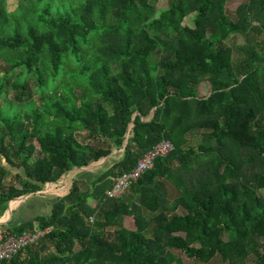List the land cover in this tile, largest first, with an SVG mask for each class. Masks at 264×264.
<instances>
[{"label":"trees","instance_id":"16d2710c","mask_svg":"<svg viewBox=\"0 0 264 264\" xmlns=\"http://www.w3.org/2000/svg\"><path fill=\"white\" fill-rule=\"evenodd\" d=\"M41 1L19 0L12 14L0 0V93L15 70L24 73L20 89L27 75L37 85L44 70L53 78L65 57L79 60L91 36L96 60L84 67L87 98L65 90L39 111L0 110V157L24 174L19 189L4 186L0 167V207L113 159L90 189L71 182L49 215L7 232L48 229L36 246L51 251L27 246V257L0 264H182L171 249L200 264H244L250 255L264 264V0H243L235 20L227 0H168L165 9L158 0H82L64 12ZM190 14L192 27L183 25ZM251 33L263 36L260 51L234 59L226 39ZM202 82L206 97L198 96ZM72 129L88 142L79 144ZM197 135L193 146L188 137ZM162 139L173 150L124 194L106 198L111 180ZM166 186L175 198H166ZM123 216L133 230L122 227Z\"/></svg>","mask_w":264,"mask_h":264},{"label":"rangeland","instance_id":"374dc122","mask_svg":"<svg viewBox=\"0 0 264 264\" xmlns=\"http://www.w3.org/2000/svg\"><path fill=\"white\" fill-rule=\"evenodd\" d=\"M19 0H5L4 9L8 13L17 14V6ZM243 0H227L225 5V13L227 16L235 20V11L238 5ZM83 3L82 0H42L41 3H48L52 11L64 12L67 11L70 7L76 8L79 3ZM40 3V4H41ZM168 6V0H158L155 3L157 9H165ZM34 7V6H33ZM29 8V7H28ZM193 14L188 15L183 20V25L192 27ZM251 37L244 38L240 35H233L232 38H227L225 44L232 46V55L236 59L241 57L244 54L245 50L255 48L254 45L258 44L262 39V35H256L254 33L250 34ZM97 46V39L95 36H91L86 43L81 46L80 57L78 61H74L65 57L62 67L58 70V73L52 78L51 75L46 71L43 72L42 82L40 85H37L34 75L30 74L26 76V82L24 89H20L19 85L23 82L24 73L22 70H15L12 73L8 74L4 80L7 83L2 87V92L0 93V110L6 111L8 114L12 112L23 113L31 110H42L49 106V101L53 97H57L63 93L65 90H69L73 97L78 100L80 97L87 98V88L85 83L86 70L85 66L89 67L95 62V57L93 56L94 49ZM255 50L260 51L258 48ZM6 69V65L0 62V70ZM43 70V68H42ZM1 76V74H0ZM15 86L16 88H14ZM210 86L207 82H202L197 86V92L199 97H205L210 92ZM45 126H50L51 123L44 119ZM71 134L75 140L84 145L88 140L84 137V132L72 129ZM191 145L195 146L200 137H188ZM34 144V143H33ZM37 148L35 147L34 153L28 159L29 162H32L35 158ZM105 158L101 159L98 164L102 163L106 165ZM109 164V163H108ZM107 164V165H108ZM95 165V164H92ZM91 165L85 167L87 171ZM0 167L6 171L3 184L4 186L12 185L14 188L19 189L22 186L24 181V174L22 169L19 167L9 166L2 157H0ZM73 171H78L77 169H72ZM68 171L66 174L62 175L57 182H60L64 188L62 191H65V188L68 189L70 186L71 171ZM71 172V173H70ZM56 183V182H55ZM59 183V184H60ZM84 181L76 182L74 185L80 192L90 189V186L86 185ZM59 186V185H58ZM63 194V193H62ZM65 194V193H64ZM259 194L264 197V192L260 191ZM177 195L176 190L170 186H166V198L171 200ZM92 201H90V204ZM90 222V221H89ZM121 225L127 230H133L134 225L133 221L128 216H123L121 218ZM106 231H111V228L105 229ZM76 248V246H75ZM171 252L176 256L182 264H200L195 261H192L185 257V255L177 249H171ZM255 257L250 255L244 264H255ZM174 264V263H171ZM207 264H229L227 262H221L219 259H214Z\"/></svg>","mask_w":264,"mask_h":264},{"label":"crops","instance_id":"0c3cea01","mask_svg":"<svg viewBox=\"0 0 264 264\" xmlns=\"http://www.w3.org/2000/svg\"><path fill=\"white\" fill-rule=\"evenodd\" d=\"M118 157L119 155H117V158ZM109 158L113 159L112 156ZM109 158H105V161L107 160L106 164L109 162ZM103 165L102 163L91 165L89 167L91 169L88 171L84 169L85 167L77 169L78 171L76 172L72 170V173L70 172L72 175L69 183L84 181L87 183L86 185L89 186ZM60 182L50 183L49 185L46 184L33 193H27L12 198L6 202L4 207H0V237L21 224L33 222L36 217L49 215L53 204L58 198L63 196L66 191V188L64 192L62 191L64 188ZM91 201L92 203L90 204L89 202V205L94 207L96 202L94 200ZM29 250H37L40 255H43L51 251L52 248L50 245L44 246L42 249L38 248V246H32ZM27 255L28 250L24 249L17 257L22 260L27 257Z\"/></svg>","mask_w":264,"mask_h":264},{"label":"built area","instance_id":"2783aa9c","mask_svg":"<svg viewBox=\"0 0 264 264\" xmlns=\"http://www.w3.org/2000/svg\"><path fill=\"white\" fill-rule=\"evenodd\" d=\"M173 150L172 144L162 139L150 150H147L136 160L132 168L122 172L111 181L109 189L104 191L106 198H117L124 194L129 186L134 183L145 171L151 169L153 162L159 157H164ZM48 185L50 183H47ZM48 230L23 231L19 235L5 234L0 237V262L7 261L23 251L27 246H36Z\"/></svg>","mask_w":264,"mask_h":264}]
</instances>
